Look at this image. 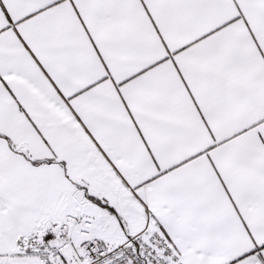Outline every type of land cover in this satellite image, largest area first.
Masks as SVG:
<instances>
[{
	"label": "snow or ice",
	"instance_id": "snow-or-ice-1",
	"mask_svg": "<svg viewBox=\"0 0 264 264\" xmlns=\"http://www.w3.org/2000/svg\"><path fill=\"white\" fill-rule=\"evenodd\" d=\"M0 264H264V0H0Z\"/></svg>",
	"mask_w": 264,
	"mask_h": 264
}]
</instances>
